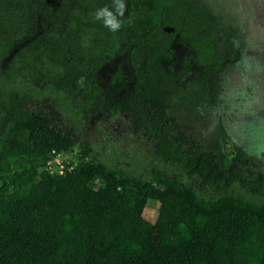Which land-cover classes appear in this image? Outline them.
<instances>
[{
  "label": "trees",
  "instance_id": "obj_1",
  "mask_svg": "<svg viewBox=\"0 0 264 264\" xmlns=\"http://www.w3.org/2000/svg\"><path fill=\"white\" fill-rule=\"evenodd\" d=\"M123 2L113 32L95 13L115 0H0V264H264V172L178 119L219 99L236 52L218 18L200 0ZM87 110L128 115L149 154L84 137ZM53 150H76L75 170L47 169Z\"/></svg>",
  "mask_w": 264,
  "mask_h": 264
},
{
  "label": "rangeland",
  "instance_id": "obj_2",
  "mask_svg": "<svg viewBox=\"0 0 264 264\" xmlns=\"http://www.w3.org/2000/svg\"><path fill=\"white\" fill-rule=\"evenodd\" d=\"M200 1L218 18L220 50L233 49L236 56L224 62L219 71L218 101L213 105H196L192 113L183 109L178 113V119L193 138L218 156L240 146L257 164V169L264 172V0ZM186 53L185 48L177 46L173 68L180 69V60ZM113 70L112 63H107L99 71L107 77ZM79 122L84 137L106 146L107 150L136 153L140 158L149 154L151 143L134 130V124L126 114L87 110ZM51 157L52 167L63 165L65 171L76 168V150ZM158 211L159 201L149 199L144 214L152 218Z\"/></svg>",
  "mask_w": 264,
  "mask_h": 264
},
{
  "label": "clouds",
  "instance_id": "obj_3",
  "mask_svg": "<svg viewBox=\"0 0 264 264\" xmlns=\"http://www.w3.org/2000/svg\"><path fill=\"white\" fill-rule=\"evenodd\" d=\"M125 11V4L123 0H115V13L109 8L104 7L98 9L95 13V19L102 20L105 27L110 31H117L121 27L120 20L117 19V16H123Z\"/></svg>",
  "mask_w": 264,
  "mask_h": 264
},
{
  "label": "built area",
  "instance_id": "obj_4",
  "mask_svg": "<svg viewBox=\"0 0 264 264\" xmlns=\"http://www.w3.org/2000/svg\"><path fill=\"white\" fill-rule=\"evenodd\" d=\"M61 152H63V151H56V150H53L51 156L54 154L55 157H57V156H59V155L61 154ZM51 156H50V159H49V161H48V164L46 165V168L49 169V170H51L52 172H53V171H59V172L63 173V172L65 171V170H64V167H65V166H63V165H61V166H57V167H52V166H51V160H52V157H51ZM58 163H61V162H58Z\"/></svg>",
  "mask_w": 264,
  "mask_h": 264
},
{
  "label": "flooded vegetation",
  "instance_id": "obj_5",
  "mask_svg": "<svg viewBox=\"0 0 264 264\" xmlns=\"http://www.w3.org/2000/svg\"><path fill=\"white\" fill-rule=\"evenodd\" d=\"M180 46V45H179ZM176 56H177V52H176ZM177 58V57H176ZM230 60V59H229ZM233 60V59H232ZM181 63V62H180ZM219 81H220V84H221V80H220V76H219Z\"/></svg>",
  "mask_w": 264,
  "mask_h": 264
}]
</instances>
